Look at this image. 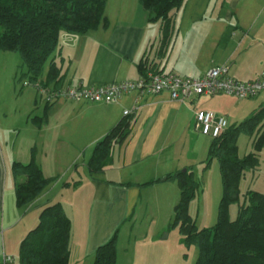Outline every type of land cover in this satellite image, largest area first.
Here are the masks:
<instances>
[{
    "label": "crops",
    "instance_id": "1",
    "mask_svg": "<svg viewBox=\"0 0 264 264\" xmlns=\"http://www.w3.org/2000/svg\"><path fill=\"white\" fill-rule=\"evenodd\" d=\"M105 17L106 25L86 34H61L52 60L61 68L62 84L48 86L136 82L143 77L140 65L145 74L186 78L202 77L218 66L227 67L239 81L264 74V0H186L165 45L161 23L149 20L139 0H107ZM236 99L220 94L182 102L162 92L132 93L113 104L35 100L34 117L26 123L28 144L19 149L9 137L15 129L0 119V229L14 225L20 215L8 224L7 212L14 204L18 208L14 165L30 163L34 153L45 178L54 181L33 206L62 204L72 222L70 264H94L96 250L118 229L117 264H170L175 246L167 229L180 187L169 175L195 166L197 160L185 147L200 134L197 111H212L236 126L264 105V92ZM126 111L131 114L125 116ZM125 117L132 119L130 138L114 149L104 171L92 176L88 162L95 146ZM260 161L261 168L264 149ZM260 168L251 172L252 179ZM139 221L149 227L135 234Z\"/></svg>",
    "mask_w": 264,
    "mask_h": 264
},
{
    "label": "trees",
    "instance_id": "2",
    "mask_svg": "<svg viewBox=\"0 0 264 264\" xmlns=\"http://www.w3.org/2000/svg\"><path fill=\"white\" fill-rule=\"evenodd\" d=\"M151 22H160L162 45L170 42L174 18L186 0H139ZM107 0H0V53L17 52L27 68L26 76L37 82L46 75L47 85L62 84L60 69L52 60L62 33L86 34L106 25ZM140 65L142 75L146 67ZM264 105L239 125L230 126L222 135L212 139L207 170L214 161L220 168L223 195L217 223L212 228L198 229L189 214L200 182L194 179L193 168L169 175L180 187V201L175 207L174 220L168 230L179 229L186 247L197 246L195 264H264V193L249 190L240 203V183L248 170L260 168L264 149ZM133 131L132 119L121 120L97 145L88 162L92 176L101 174L112 162L116 147H122ZM253 138V151L241 158L238 140L242 135ZM35 152V150H34ZM16 203L28 207L53 179L43 175L35 162L15 163ZM21 178H23L21 180ZM239 204L237 218L230 217V206ZM119 229L95 252L94 264H117ZM72 222L60 202L43 207L39 222L22 240L21 264H70Z\"/></svg>",
    "mask_w": 264,
    "mask_h": 264
},
{
    "label": "rangeland",
    "instance_id": "3",
    "mask_svg": "<svg viewBox=\"0 0 264 264\" xmlns=\"http://www.w3.org/2000/svg\"><path fill=\"white\" fill-rule=\"evenodd\" d=\"M57 67L60 69V72H62L61 68L59 66ZM26 72L27 68L24 66L23 59L19 53H0V119L5 125L6 123L10 124L15 129V131L12 130L9 133V137L12 143L16 142L18 145L17 149L25 147L28 144L27 133L29 126L26 123L28 118H30L32 122L34 117L32 114H34L36 107L35 100H37V103L41 101V103L47 104L44 98L45 96L41 95L38 88L39 85L48 87L46 78H40L37 82H32L25 75ZM13 78L15 80H13ZM29 107L31 111L27 115V108ZM5 115H7L9 119H4L3 117ZM196 137V139L191 138L188 146L185 147L186 153L190 151V155L195 158L194 161L197 160L193 167L194 179L201 184L195 199L189 206V214L196 223L198 229L212 228L217 223L219 204L223 195L221 173L217 161H214L211 166L205 170L204 161L208 157L209 145L212 138L202 134H197ZM251 145V139L248 135L242 134L239 137L238 146L240 147L239 156L241 158L253 151ZM194 148H196L195 151ZM260 170V174L254 177L255 179H252L251 170H248V172H246L247 174L241 179L240 203L244 201L245 195L249 190L264 193V163H262ZM22 179L23 178H21V180ZM174 182L178 184L177 181ZM177 196L180 197V191ZM177 196L176 198H178ZM144 200H146V198ZM34 202L25 208H16V204H14L15 208L12 207V209L7 212L8 224L13 221V218H17L18 214L20 215L14 225H8V228L0 229L1 263L7 256L9 259L8 264H21L20 248L22 240L30 230L36 227L43 209V207L38 208L36 205L33 206ZM240 203H234L230 206V217L232 220L237 218ZM37 204L40 205L41 202ZM141 208L144 209V207ZM132 224L123 229H127L128 227L131 228ZM147 227H149L148 223L139 221L136 224L137 231L135 234L142 232ZM173 231L175 232L173 233ZM167 232L168 238L174 241L173 243L175 246V250L173 249L171 253L170 264H195L199 255L198 247L194 245L189 248L186 247L183 243L184 238L178 228L171 231L167 229Z\"/></svg>",
    "mask_w": 264,
    "mask_h": 264
},
{
    "label": "built area",
    "instance_id": "4",
    "mask_svg": "<svg viewBox=\"0 0 264 264\" xmlns=\"http://www.w3.org/2000/svg\"><path fill=\"white\" fill-rule=\"evenodd\" d=\"M45 101L52 104L58 100L117 103L123 96L138 93L158 94L168 92L173 100L194 102L201 96L227 95L239 100H250L264 92V74L251 81H239L229 76L227 67H212L199 78L181 77L175 73L148 72L136 82H114L88 86L83 83L69 84L61 88L38 86ZM125 112V116L130 115ZM225 117L212 111L199 110L195 113V129L212 139L222 135L228 128ZM8 257L0 264H8Z\"/></svg>",
    "mask_w": 264,
    "mask_h": 264
},
{
    "label": "water",
    "instance_id": "5",
    "mask_svg": "<svg viewBox=\"0 0 264 264\" xmlns=\"http://www.w3.org/2000/svg\"><path fill=\"white\" fill-rule=\"evenodd\" d=\"M186 171V170H185Z\"/></svg>",
    "mask_w": 264,
    "mask_h": 264
}]
</instances>
